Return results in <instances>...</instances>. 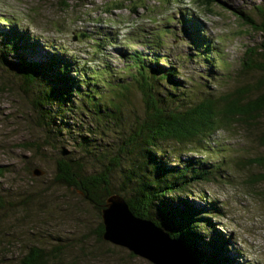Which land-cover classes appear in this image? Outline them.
<instances>
[{"label":"rangeland","instance_id":"374dc122","mask_svg":"<svg viewBox=\"0 0 264 264\" xmlns=\"http://www.w3.org/2000/svg\"><path fill=\"white\" fill-rule=\"evenodd\" d=\"M261 1L264 2V0H215L213 6H206L199 0H171L166 4L159 3V0H143L140 5L136 0H0V42H3L5 36L8 43L14 40L20 47L17 49L16 44L11 42L8 49L12 51H5L6 46H3L4 52L11 58L17 56L15 53L17 50L20 54L33 50L32 57L47 61L49 53L59 48L70 59H76L75 65L82 72L99 71V80L103 88L109 85V80L119 77L132 81L131 75L136 71V66L132 64L130 55L137 50L150 55L149 65L153 68L161 62L174 60L184 70L202 69L220 86V91L226 93L231 89L225 75L233 73L232 88L249 83L251 78L253 82L258 81L259 77L263 76V72L257 70L253 64L243 67V58L247 45L251 47L260 44L261 41L264 42V31L258 32L247 26L243 16L237 14L233 6L249 12L254 4ZM236 2L240 5L238 6ZM196 24L200 28L199 31L193 27ZM159 29H165L169 33L166 36L167 48L158 49L154 43V35ZM17 33L20 35L19 39L15 38ZM31 33L38 38L37 45H34ZM148 39L152 42L151 45L147 43ZM194 40H198V43ZM199 40L206 42L207 46L199 43ZM213 46L216 72L211 71ZM205 51L210 52L209 59L201 54ZM156 54L162 55L161 58H155ZM166 54L168 55L165 56ZM14 74L13 70L0 67V77L7 80L6 90L9 88V81H13ZM70 74L74 75L73 72ZM78 86L81 89L86 87L85 84ZM186 94L187 96L171 95L163 102L172 109L197 104L195 95L188 92ZM9 95L0 91V165L15 166L16 173L13 171L8 174L7 179L15 182L16 189L18 185L22 187L21 190L28 189L29 195L15 197L17 194L15 190L11 202H17L22 210L18 214L14 211L6 224L0 225V264L15 263L19 259V255L16 254L18 249L24 251L33 247L50 253V264H91L94 260L80 256H77L76 260L73 258L76 254L71 251H68L61 261L54 254V250L58 246L71 245L78 239H83L88 246H94L93 235L99 236L103 212L97 203L93 204L87 200L77 184L68 185L67 182L63 184L56 179V157L52 148L47 146L45 153H41L43 159L32 158L30 161L34 164L30 167L27 166L28 163L22 162L23 156L28 154L23 143L26 144V138L34 136L35 131L21 126V114L17 109L18 107L24 111L28 109L24 104L16 105ZM253 97L252 100H255ZM258 114L260 117L263 115L262 111ZM24 115L26 120H32L35 116L32 111L25 112ZM110 127L106 125L97 137L102 140L108 135ZM263 130L264 117L252 130L240 125L230 129L213 130L215 131L213 137L230 143L234 161L229 175L234 186L232 187L231 183L212 182L207 185L208 194L228 208L215 206V202L211 201L213 199L207 204H200L195 195L196 198L189 197L191 201L192 199L195 201L193 207L185 209L197 214L208 228L196 222L183 224L176 221L169 222V226L172 227H165L161 221L168 222V213L162 214L157 211H154V218H160V225L151 218L141 216L140 218L149 219L170 233L172 232L169 230L172 228L178 231L189 225L195 228L189 227L192 231L200 228L204 234L216 231L218 237L195 232L187 242L179 233L176 234L178 240L191 249L193 264H228L236 257L240 259L238 264H264V176L260 174L264 167L258 166L264 162V135L259 136ZM100 144L102 146L96 148L100 158L104 159L108 154L114 155V152L107 149L115 146L113 143L105 141ZM80 150L83 153L78 160L84 158L88 160L86 154L92 151V148L86 146ZM3 155L6 157L4 160ZM175 160L177 161L176 158ZM95 164L99 165L100 162L95 161ZM115 168L120 170L119 167ZM25 169L30 172L25 174ZM37 169L45 171V174L40 176L33 173ZM94 171L92 168L87 172ZM31 173L33 179L30 177ZM112 179L120 182V173H115ZM36 181L37 184L34 186ZM37 186L40 188L35 190ZM112 186L118 193L112 192L110 195H123L129 204L131 203L130 192L119 191L114 183ZM0 188L5 186L0 185ZM136 198L141 205L142 201ZM168 199L171 208L177 211L183 209L184 195L177 193ZM159 204L158 202L156 206ZM2 208L0 205V212ZM10 209L11 207L7 210ZM99 212L102 218L98 217ZM213 228L214 231L211 232ZM69 229L70 239L60 244L61 230ZM51 236L54 244L52 246L49 244ZM217 245H223L218 252L221 256H218L216 263H211L207 257L217 253ZM227 247L232 258L225 250ZM170 251L171 249L165 255L174 256L175 264H185L181 257ZM192 252H196L195 254L200 252V256H194ZM116 261L118 264H128L121 258L116 257ZM97 263L117 264L104 260H97ZM135 263L154 264L139 258Z\"/></svg>","mask_w":264,"mask_h":264},{"label":"trees","instance_id":"16d2710c","mask_svg":"<svg viewBox=\"0 0 264 264\" xmlns=\"http://www.w3.org/2000/svg\"><path fill=\"white\" fill-rule=\"evenodd\" d=\"M139 5L143 0H136ZM171 0H159V3L166 4ZM206 6H213V2L215 0H199ZM146 6V2H144ZM237 14L243 16V20L245 24L256 31H264V2L261 1L259 4H254L250 11L247 12L244 9L236 8L233 5ZM197 26V31L200 30ZM168 31L165 29L157 30L154 35V43L158 47V49H164L168 47V40L166 36H168ZM87 36L86 34H83ZM3 42H0V67L6 70H13L15 74L12 76L13 82L16 86L20 87L24 94V98L22 99L24 105L27 107V111H31V107L36 105L39 110V114H35L33 123L36 124V128L33 127L35 131V135L26 139L25 146L31 148L36 155H41L45 153V150L49 145L48 138L45 135V131L43 129V125L41 123L40 118L45 117L47 119V126L52 128L55 138L57 140L58 146L61 151V156L55 158L56 169L55 173L56 179L63 183L67 182L70 184H77L78 188L83 191L87 200L90 203H97L100 206V210L103 211V205L106 203L108 196L112 192H117L113 189L112 184L114 183L119 191L125 193H131V208L137 216L151 218L154 222L160 225V218H154V211L160 212L162 214L168 213V222L161 221L163 226H169V222H183V224H191L193 222L203 224L201 219H199L197 214L190 213L185 211V209H190L195 204L194 199L192 201L189 199L196 198L193 193H190L187 197L185 195L187 192L186 185H190L192 182L185 178V172L179 173H171L167 171H163L158 176H153L155 180H153L150 174L147 173L146 167H144L143 162L150 169L152 167L161 168V161L155 157V155H150L148 153L154 152L155 149L159 147L160 143H164L166 141H170L172 139L183 141L186 138L200 135L203 132L210 131L207 129L208 123H212V129L216 130L217 122H221L220 114L221 111L227 107L228 105H223L217 101L206 99L198 102L194 106L180 109H172L164 104L163 100L168 98L169 96H178V95H186L183 91L179 93H173L167 95L166 98L160 101V108L158 112H152V106H148L146 115L149 113H153V116L150 118H146L145 116L138 121L137 128L128 136L125 141L124 148L133 147L131 151V156L127 157L124 153L120 151L117 146L110 147L108 151L114 152L112 155L111 166L97 173H88L83 169L82 161L78 160V151L76 150L73 139L69 137V135L64 134L63 124L60 123V114L63 115V111L58 107L62 104L63 100L68 98L73 100V107L63 115L64 120L69 117H73L74 115H78L80 113H86L89 111L90 105L84 104L82 102H77L80 99L79 96L82 95V92L85 88L89 87L94 81L99 80V71L95 72H87L84 73L81 69L77 68L75 64L77 61L75 58H72V62L70 63L68 60H65L61 57L55 59V63H51L48 61L41 60L39 58L33 57L31 61L22 62L20 58H22L23 54L17 52V56L15 58L9 57L8 53H5L3 50V46H8L9 43L6 41L7 38L3 36ZM151 38V37H148ZM195 43H198V40H194ZM147 43L151 45L150 39L147 40ZM199 43H203L207 46L206 42L200 41ZM17 49L20 47L17 46ZM207 59L210 58V52L205 51L201 52ZM166 54L165 56H167ZM162 55L156 54L155 58L160 59ZM132 64L136 66V71L132 73L131 78L132 81L129 83L122 85L121 91L128 96L129 94L136 92L135 99L136 100H145L146 104H148V95H150V89L148 85L143 83L140 85L141 81L150 80V73L154 69L150 62V55L145 52L134 50L130 55ZM73 64V65H72ZM254 65L257 70L263 72V76L259 77L258 81L253 82L255 87L252 88L250 83H247L248 86L246 89L242 90L240 101H252L257 100L256 110L260 112L264 107L262 100L264 98V42L261 41L260 44L255 46L247 45V49L244 52L243 58V67ZM16 67V68H14ZM243 69V68H242ZM155 70H153L154 72ZM74 73L71 76L70 73ZM233 74V73H232ZM225 75V78L228 80L233 79V76ZM13 83V85H15ZM78 84H85L86 87L81 89ZM250 96V97H249ZM66 99L63 103L64 106H68L69 100ZM180 99V98H178ZM237 101V100H234ZM233 102V101H232ZM230 102V104L232 103ZM239 102V101H238ZM22 104V103H21ZM229 104V105H230ZM240 111L249 110L248 108H239ZM97 111H102L101 109H97ZM66 114L68 116H66ZM126 116V114H123ZM264 117V114L261 117ZM155 119L156 121H153ZM258 121V120H257ZM257 121L255 126L257 125ZM59 129V131H57ZM83 129L85 131H92L99 135L102 132V127L99 123L84 125ZM56 131V132H55ZM88 132V133H89ZM264 133V131H262ZM259 136H263L260 134ZM77 144V142H76ZM137 153H140L138 155ZM42 158V157H41ZM43 159V158H42ZM168 161H171L169 156L166 157ZM138 162V164H136ZM115 167H119L120 170H116ZM14 168L13 165H4L0 166V176L4 174V172L12 171ZM169 171L178 170V167L175 165H170ZM115 173H120L121 181L118 182L116 179H112ZM174 175V176H173ZM182 188V190H181ZM180 193L184 195L185 200L182 205V210H175L171 208V204L169 203V197L173 194ZM194 196V197H193ZM138 197L142 203L139 205V201L136 198ZM84 198V197H83ZM84 198V200L86 199ZM160 203L159 206H156L157 203ZM94 204V203H93ZM149 209H152L149 211ZM98 217H101V213H98ZM158 220V222L156 221ZM174 224V223H172ZM203 226L207 227L206 223ZM189 227L191 229L193 226ZM189 227L181 228L178 231L176 229H171V234L175 235L179 233H185L189 236V239L192 238L195 232H201L200 228L192 231ZM216 230H218L217 227ZM214 228L210 230L214 231ZM104 224L101 225V230L98 231L101 234L104 233ZM62 231V238L60 242H66L70 239V235H67L66 231ZM216 232V231H215ZM215 232L211 234L202 235H212L213 237L217 236ZM208 233V232H207ZM215 234V235H213ZM219 234V233H218ZM85 239V238H84ZM83 239H78L73 241L71 245H63L58 246L54 250V254L61 260L67 255L68 251L74 252L76 254L75 258L77 260V256L82 258H96L98 260H103L104 254L109 251V247L105 240L100 237H97L95 234L93 235L94 246L86 245ZM51 246L53 244V239L51 236V241L49 243ZM62 244V243H60ZM56 244V245H60ZM69 244V243H67ZM202 244V241L200 242ZM223 245H217V253L215 255H208L207 259L211 263H216L218 260V254L222 249ZM119 252V251H118ZM121 253V252H120ZM123 254V253H121ZM230 255V254H229ZM52 256V254H51ZM200 256V255H199ZM231 256V255H230ZM116 256H112L107 262H116ZM79 258V257H78ZM135 256L133 257L134 260ZM232 258V256H231ZM122 259L126 261V257L122 256ZM63 261V260H61ZM240 261L239 257L235 259H231L228 264H238ZM12 264H50V253H44L40 248H31L25 250L20 253L19 259ZM118 264V263H117Z\"/></svg>","mask_w":264,"mask_h":264},{"label":"bare ground","instance_id":"6f19581e","mask_svg":"<svg viewBox=\"0 0 264 264\" xmlns=\"http://www.w3.org/2000/svg\"><path fill=\"white\" fill-rule=\"evenodd\" d=\"M236 4L238 6L240 5L239 2H236ZM193 27L197 29L196 25ZM31 35L33 38L31 39L34 45H37L39 43L38 38L32 33ZM32 53H34L33 50L26 51L22 58H20L22 62H30L31 59H33ZM215 56V48L213 46V66L211 68L212 72H216ZM58 57L64 59L66 58L70 63H73L70 57L59 48H56L54 52L49 53L47 59L49 62L55 63V59H57ZM153 70L155 71L153 72ZM153 70L149 74L151 79L148 80L147 83L146 80L139 83L140 85H143V83H145L146 85H148L151 91L150 95H148L149 98L147 99L148 104H146L144 99L141 101L136 100V92L125 96V94L121 91V87L122 85L129 83V80L125 79L124 77H119L113 80H109V85L105 88L101 86V81L98 80L94 81V84L92 83L89 87L83 90L82 95L79 96L80 99L77 100V102H82L84 104L90 105L89 111L86 113H80L64 120L63 115L65 114V112H67V110L73 107V100L72 98H66L69 100L68 106L63 105L66 99H64L62 104L58 106L64 112L63 115L60 114L59 116L60 123H62L64 126L63 132L73 139V144L78 151V159L83 153L80 148H84L86 146L92 148V151L86 154L88 156V160H86L85 158L81 160L84 170L88 171L89 169L94 168L95 171L93 173H97L111 166L112 155L108 154L106 158L102 159L96 153V148L99 149L102 146V144H100L101 142L106 141L113 143L127 157L131 156L133 147L124 148L125 141L127 140L128 136L137 128L138 121L141 118H143L144 116L146 118H150L153 116L152 112H158L161 99L163 100L167 97V95L171 94V90L173 93H179L183 91L185 93L188 92L195 95L197 97V104L202 100L210 99L217 101L220 104L222 102L223 105H228L221 111V122H217V126L215 127L216 130H222L223 128L230 129L234 126L239 125L252 130L255 128L256 121L260 120V118H258L260 116L256 110L255 105V103L257 104V100L255 101V103L252 99V101H240L241 92L242 90L247 88L248 84L232 88L231 82L233 81V79H231L227 82L231 90L223 93L220 91V86L216 84V82H213L212 78L204 70H184L180 66V64L174 60L161 62L157 64ZM249 83L252 88L255 87L252 78L250 79ZM13 100L15 101L16 105L21 104L14 98ZM260 101L264 105V98ZM230 102L232 103L230 104ZM149 105L152 106V112L146 115ZM98 108L102 111H97ZM239 108H248L249 110L240 111ZM17 110L19 111V114H21V126L23 125V127H27L26 129L29 130L33 129V127H37L36 124L33 123V120L25 119L24 113L26 111L19 107ZM261 111L262 114H264V108ZM123 114H126V116H123ZM66 116L68 115L66 114ZM40 120L43 125L45 135L48 138L50 148H52L53 150L54 156H61L62 153L58 146L54 132L51 126L48 127L46 125L47 119L45 117H41ZM152 120L156 121L155 119ZM111 122L113 123L112 125L110 124ZM92 123H99L102 127V131L106 125H110L111 127L109 128L108 135L100 140L97 137V133L92 131H85L83 129L84 125H90ZM207 129H209L210 131L203 132L197 136L192 135L191 137L186 138L183 141L172 139L170 141L160 143L159 147L155 149L154 152L148 153L150 155H155V157H157V159L161 161L162 166L160 169L155 167L149 169L145 164V161L143 162V164L147 169V173L150 174L153 180H155L153 176H158L163 171L171 173H179L184 171L186 180L188 179L192 182L190 185H186L188 193L185 195V197H187L190 193H193L197 196V200L200 204H207L209 200L213 199L211 201L215 202V206L219 208H228L227 206H222L217 199L210 197V195L208 194L209 189L207 185L212 182L231 183L229 171L231 169L234 158L231 155V147L229 141L212 136L213 132H215L211 130L212 123H208ZM57 131H59V129ZM260 134L264 135L263 132H261ZM23 147L24 149H26L28 154L23 156L22 162L28 163V167L34 164L30 161L32 158L40 157V159H42L41 155H36L31 148L25 146V143H23ZM137 154L140 155V153ZM31 155H33V157H31ZM167 156L171 158V161H168L166 159ZM174 156L177 161L175 160ZM4 159H6V157L3 155L2 160ZM95 161H99L100 164H95ZM136 164H138V162H136ZM172 164L178 167V170L169 171L168 167ZM258 166L264 167V162L260 163ZM13 171L16 173L15 166L12 171H6L4 172V174H2V176H0V185L5 186V188H0V205H2L3 207V210L0 212V225H5L7 220L13 213L16 212L18 214V212L22 210L18 206L17 202H11L15 190L17 191L15 197L29 195L28 189L25 188L24 190H21L22 187H20V185H18L16 189V185H14L15 182H12L11 180L8 181L7 176ZM29 172L30 171L26 169L24 170L25 174H28ZM44 174L45 171H43V174H41L40 176ZM260 174L264 176V171ZM30 177H32L33 179L32 173L30 174ZM36 184L37 181L34 186H36ZM231 186H234L233 183H231ZM39 188L40 187L37 186L35 190H38ZM10 207L11 209L7 210ZM16 207H18L19 209ZM66 233L67 235H70V229L66 231ZM105 234L106 230H104L103 234L99 232V236H97L105 240L109 249L111 248L102 257L104 261L108 260L112 256H116L117 258L121 259L123 256L126 257V261L128 262V264H136L135 260L138 258L142 259L143 261L150 262V260H148L146 257L136 254L131 249L125 246L114 244L111 241L107 240ZM180 236L186 242L190 240L189 236L185 233H180ZM225 250L229 252V247L225 248ZM118 251H122L123 254ZM21 252L23 251L21 249H18V253L16 254L20 255ZM192 253V255L195 256L199 255L200 252H198V254H195L196 252ZM229 254L231 255L230 252ZM134 256L135 258L133 260ZM92 260L94 261H91V264H98V259L92 258Z\"/></svg>","mask_w":264,"mask_h":264},{"label":"water","instance_id":"95a60500","mask_svg":"<svg viewBox=\"0 0 264 264\" xmlns=\"http://www.w3.org/2000/svg\"><path fill=\"white\" fill-rule=\"evenodd\" d=\"M5 83L7 80L0 77V91L9 93L10 97L24 104L22 99L26 95L23 90L13 81H9V88L6 90ZM31 111L39 114L36 105L31 107ZM34 173L41 175L43 171L37 169ZM103 209V224L107 240L131 249L154 264H175L174 256L165 255L169 249L175 256L181 257L185 264H193L189 247L151 220L141 219L134 214L123 195H109Z\"/></svg>","mask_w":264,"mask_h":264}]
</instances>
